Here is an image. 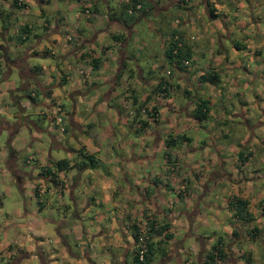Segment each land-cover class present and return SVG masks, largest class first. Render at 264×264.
I'll list each match as a JSON object with an SVG mask.
<instances>
[{
    "label": "crops",
    "instance_id": "1",
    "mask_svg": "<svg viewBox=\"0 0 264 264\" xmlns=\"http://www.w3.org/2000/svg\"><path fill=\"white\" fill-rule=\"evenodd\" d=\"M51 1L54 3L59 0H16L15 3H13V0H0V73L2 72L8 78V74L15 69L19 74L16 82L6 81L5 84L2 81L0 82V134H2L3 129L6 132L4 134V143L0 145V172L11 175L19 192L24 197H28V195L33 197L34 211L47 210V214L39 218L37 222L36 220L32 222L35 227H33L31 235L28 236L29 238L32 237L36 243L35 254L39 263L99 264L101 260L95 259L96 252L92 253L90 247L98 248L101 243L96 241L105 237L110 245L113 243L116 245L117 239L118 243L121 244L116 258L111 256L110 264H129L133 251L130 227L132 224L141 225L144 219L146 220L147 217H150L157 223L168 225L167 232H170L171 235L168 239H165L164 236L163 238L160 236L152 237V241H160L159 244H166L164 253L160 254L161 247L159 250L157 248V252L159 251L157 264H204L203 256L213 245H217L221 253L220 259L215 264H264V202H262L264 197L258 199V194L261 190L259 191L255 187L258 179L259 181L260 179L264 181V169L261 172L254 169L252 173H247L246 175L242 170V165L247 161L248 156L251 155V146L254 142H259L257 133L252 130L247 141L235 149L232 159L237 164L236 166H229V170L223 169L225 168V160L228 157L220 155L222 153L220 148L215 146L213 150L219 152V156L217 154L218 157L216 159L212 153L208 157L206 162L209 161L210 163L208 162L206 170H193V166H190L191 163H189L190 160L187 163V170L183 169L181 163L177 160L174 163L169 162L170 157L177 155L179 151L187 152L189 150V148L183 147L184 143L190 140L189 135L185 131L189 122L196 125L200 122L193 117L195 104L200 100L208 102L215 88L212 86L220 83L218 72L211 62L201 67L192 59L194 51H198L199 55L202 56L204 50L201 48L197 49L193 43V38H197L201 34H192V31H187L191 27L190 16L192 14H197L198 16L200 13H205L212 20L211 23H216L218 19L221 21L224 31L218 35V47L209 48V55L222 59L224 67L229 72L235 66L223 52L222 38L230 39V34L233 30L243 33V37L246 39H249L251 34L253 36L257 35L258 28L254 24L252 14L264 8V0H252L248 8L246 5V8L242 9L247 16L246 19L233 18L231 20L229 18L230 14H236L241 7L239 0H147L151 6V9L150 7L146 9L147 13L158 14L172 4H178L179 7L181 6L185 10L186 22L176 19V22L180 24V28L176 29L179 30L183 39L191 45V54L186 59L185 65L180 68L175 67L174 61L169 59L175 69L174 79L176 80L173 79L172 81H166L164 76L153 79L145 77L143 68L136 64V73H133L132 67L134 63L132 57L131 55L127 56L125 52L128 40L137 39V36L132 32L134 21L129 24L128 20H126L129 16L124 11V6L129 0H123V3L119 5L121 7L119 12L115 11V5H111V7L114 6L112 8L110 7L109 0H78L80 11L76 12L74 18H79L80 13L84 14L86 19L85 26L87 28L92 26L93 31L92 36H83L80 32L81 30L79 32L77 30V38L79 37L78 41L81 40V43L78 45L74 44L70 49L66 45V31L63 32V29L68 26V21L64 19V14H56L50 20L45 17L50 11V9L47 10L46 6ZM61 1L65 2L68 0ZM228 1L231 2L230 14L222 11V6H225ZM98 3L102 5V9L105 11L103 16L96 13L99 12L96 11L99 6ZM43 5L47 9H43ZM31 7H34V9L31 10ZM87 8L90 12V8H92V13L85 14L84 12ZM109 9H112V11ZM93 14L98 15V17H94ZM145 15L138 18H142ZM42 17L44 18L42 19ZM21 28L25 29V32H22ZM168 30L165 31L164 39H162L166 42L168 40L167 37L169 38ZM113 34H119L117 40L112 38ZM71 36L72 38L76 37V35ZM106 38L108 41L104 42ZM257 39L256 43L249 39L252 47L247 44H239V42L231 43V46L235 48L236 52H239L243 47L249 53L252 51L253 53H250L249 56L258 61L257 55L263 44L264 36ZM61 40L65 44L62 45ZM56 47H61L63 50V55L61 57L60 55L58 56L60 61L54 59ZM113 47H115V52H112ZM1 49H6L7 61L2 58ZM111 54L116 57L114 67L107 64L106 57ZM42 55L51 56L54 62L41 64L40 66L29 62L31 58H38ZM94 58H98L96 61L98 66L96 68H93L91 63ZM127 60L131 62L130 65L126 64ZM248 65L254 67V69L259 68V65L254 62H250ZM240 68L243 71L249 70L247 63L239 65L237 70L240 71ZM210 69L218 76L216 83H208L199 79L200 74ZM47 70L49 73H46ZM122 70L127 72L125 81H121L123 79L120 75L117 77V74ZM146 72H150V68L146 69ZM134 77L138 86L140 88L143 87L146 91L142 94L141 101L137 100L134 87L128 85L129 80H134ZM225 78L229 88L238 87L234 76H225ZM97 79L107 89H96ZM160 82L166 83L167 86L161 85V87L164 86V89L156 91L155 88ZM172 84L184 91L187 96L184 104L177 105L174 94L168 99L169 93H172ZM203 84H207L206 87H208L205 94H202L201 88ZM118 85L123 88L126 87L125 89H128L130 93L133 108L128 110L127 114L111 103L112 101L116 105L119 102L118 98H116L117 102L113 101V99L111 100L112 93ZM35 87L40 92V99H34L36 95ZM258 88L260 89L259 91H262L261 84H258ZM62 93L72 100L73 105L72 111L66 113L68 126L63 130L64 135L62 136L53 135L47 128L49 141L40 143L39 139L41 136L39 134L32 135L30 128L33 127L37 132L41 130L36 120L42 114V118L46 116L48 123L56 126L51 120L53 119L52 103H57V97L62 95ZM23 96L27 97V100L24 101L22 99ZM20 97L21 99H19ZM261 97L257 93L251 98L247 97L249 99L247 101L258 102ZM24 102L26 105H31L32 111L29 113L36 120H31L30 116L24 111L23 116L28 121V124L21 123L18 126L16 125L17 121H11L10 118H12L14 105L22 106ZM151 107H154L153 115L150 117L144 116V119L142 114H148L146 111ZM208 108L206 107V109ZM242 108V102L239 101V111H234L232 115L242 114ZM261 108H264V105H261ZM81 109H83V112L78 116ZM234 110H236V107ZM130 115L131 121L128 119ZM94 116L96 118H93ZM207 117L208 114L206 115ZM261 117L264 118L263 113ZM113 124L121 130V133L124 128L126 133L127 131L133 133L134 139L124 141L122 139L123 136H121V141L118 142L117 138L114 139L116 134L113 131ZM260 125L261 127H258L259 132L262 130L264 120ZM96 126L103 132L104 128H107V132L99 134L86 130ZM23 133H28L29 137L25 141L17 140L20 136L19 134L22 135ZM147 135L151 138V148L145 147L142 141L137 142V140ZM99 139L103 140L104 145ZM170 140L173 141L171 142ZM160 142L163 145L162 149L165 155L167 154V160H165L166 163L162 164L161 172L158 173L150 165L154 160V152L159 148ZM177 142L178 148L181 149L173 152L171 146ZM67 143L69 147H66ZM212 144H214L213 141ZM260 144L264 147L263 140H260ZM209 146L212 147V145ZM206 147L204 145L203 148ZM56 149L66 153L74 152L78 159H68V167L56 170L54 163L60 159L53 157V150ZM168 150L169 153H167ZM83 153L90 154L95 158L93 167L78 168L79 162L84 159L82 157ZM187 154L185 153V156ZM240 155L245 158L244 161H240ZM72 168H75L76 171L84 172L87 181L85 187L87 192V195H85L86 204L81 214L72 212L75 217L74 222L69 221L65 217L67 211L71 212V207L68 203L61 201V196H69L73 210L76 209V188L80 182L81 172H71ZM222 179L231 183L232 194L230 193L225 199L221 200V205H216L215 202L209 199L205 201V196L209 194L204 192H210L211 186H214ZM189 185L197 187V190L191 192ZM263 190L264 186L262 187ZM167 191L173 192L175 197H178V199L174 200L177 201L176 210H171L169 207V205L174 204V201L164 198V194ZM201 192L202 194H200ZM233 192L239 193V195ZM250 192L252 193L251 195ZM25 193L27 195H24ZM96 195L101 196L102 200H104L105 206L103 208L112 212V216L107 219V232H104V229L97 223L94 224L93 220H90L85 225L79 223L81 215L89 208L91 202L93 203ZM233 197L247 200V209L250 214L249 221L243 222L239 219L240 221L235 223L223 224L221 232H224L225 239L216 237L214 233L209 235L197 229L192 231V226L202 217L204 206L208 208L212 206L213 209L219 207L227 208L228 211H231H229L230 214L234 215L233 209L228 203ZM52 199L56 204L54 208H60L62 212L54 217L49 216L50 210L46 208ZM22 203L24 205L25 200H22ZM215 211L217 212V210ZM26 212L28 211L25 210L24 213L26 214ZM13 222L12 220L9 225L12 230L19 233V228L13 229ZM177 222L181 230L185 232V235L192 237L194 243V247L191 248L193 249L192 251L188 247L183 246L184 243L181 240L173 238V224ZM18 227H20L19 224ZM251 229L255 231H253L252 236H249L247 231ZM47 236H50L51 240L49 241L53 242V247L47 250L39 248L43 241H48ZM81 236H84V238ZM28 237L25 236L24 238L22 234L19 236L14 234L7 242V246H3L0 243V264H18V260L21 258H26V260L32 258L34 253L31 251V247H28L29 250H24L21 245L24 239L29 240ZM214 239L216 240L214 241ZM247 239L260 242L263 250L261 257H254L250 249H247L253 247L244 244ZM78 242H80L81 246L76 251L75 247H77ZM190 251L195 255V262L193 258L186 257ZM128 254L129 260L127 261ZM155 256L157 255L154 252L153 259ZM152 261L149 264H152ZM106 263V261H103V264Z\"/></svg>",
    "mask_w": 264,
    "mask_h": 264
},
{
    "label": "rangeland",
    "instance_id": "2",
    "mask_svg": "<svg viewBox=\"0 0 264 264\" xmlns=\"http://www.w3.org/2000/svg\"><path fill=\"white\" fill-rule=\"evenodd\" d=\"M241 2V7L239 10H237L236 14H230L231 13V6H230V1L226 2V5L222 6V11L225 13L230 14L229 18L230 20L233 18L236 19H246L245 13L242 11V9L247 8L249 5H251L252 0H239ZM248 1V4H247ZM110 7L111 5H115L116 12L121 11V7L119 6L121 3H123V0H109ZM264 3V2H263ZM72 4V5H69ZM80 3L78 0H68V1H55L54 3L49 2L47 4V8L45 5L42 6L43 9H47L49 11L48 15H45L47 19L50 20L51 17H54L56 14H64V19L68 21V26L63 29V32L66 31V45L67 48L70 49L74 44L78 45L81 43V40L78 41L79 37L77 38L79 30H81V34L83 36H92V26H85L86 19L84 18V14H79V18H74L76 12L80 11ZM245 4V5H244ZM98 7L96 13H99L101 16L104 14V9H102V5L98 3ZM114 7V6H112ZM111 7V8H112ZM31 10L34 9V7L30 8ZM102 9V10H100ZM92 13V8H90ZM112 11V9H109ZM193 10V9H192ZM57 11V12H56ZM126 13V12H125ZM94 17H98V15L93 14ZM185 10L179 7L178 4H172L168 6L167 9L160 11L158 14H154L152 12L147 13L144 17L136 19L133 23L132 27V32L137 36V39L133 40H128L127 45L125 46V52L128 55H131L132 61L134 63V66L132 67L133 73H136L135 71V66L138 65L140 68H143L144 72L143 75L145 77H149L151 79L155 77H160L164 76V79L166 81H172L175 77V69L171 65L170 61L168 58H166L165 55H163V50L165 47V43L169 41V38L167 37V42L162 40L164 39V33L169 27H175V28H180V24L176 22V19L183 20V22H186V16H185ZM253 19H254V24L258 28V33L257 35H250L249 39L255 41L256 43L258 41L257 38H260L261 36H264V8L260 9L259 11H256L252 14ZM44 17H42L43 19ZM185 18V19H184ZM20 19V18H19ZM190 26L187 31L191 32L192 34L197 33V35L201 34L197 38H193V43L196 46V48H201L203 49V55L200 56L198 51H194L192 54V59L193 61H196L201 67H204L207 63H212V66H215L216 71L218 72V76L220 78V83L215 87L210 98L208 99V102L206 101V107L208 108V111L206 112L208 114V117L206 119L200 120L199 124H192L189 122L187 130L185 133L189 135L190 140L186 141L183 145V147L189 148L187 152H181L179 151L177 155L170 157L169 162L171 161L174 163L176 160L179 161L182 165L183 169L187 170V163L189 161L190 166H193V170L197 171H203L204 169L206 170V166L208 165L207 159L209 156L214 154L215 158L219 156V152L214 151L213 148L214 146L217 148H220L221 154L226 158L225 160V168L223 169H228L229 166H236L237 162L233 161L232 156L234 155L233 153L235 152V149L237 147H240L243 145L247 139L250 136V132L254 130L257 133V137L259 142H254L253 145L249 146L251 149V155L248 156L247 161L242 165V170L244 174L246 175L247 173H252V170H258L259 172L264 169V147L261 146L260 140H263L264 142V125L262 126V130L259 132L258 127L260 123L264 120V118L261 117L262 113L264 115V108H261V105H264V40L263 44L260 47V52L258 53V61L254 60L253 57L249 56V54L253 53L252 51L249 53L246 48H241L239 52H236L235 48L231 46V43L239 42V44L245 45L247 44L248 46L252 47V44H250L249 39L243 37V33L236 32L235 30L232 31L230 34V39H224L222 38V49L225 55L229 58V61L235 66L233 70H230L228 72V69L224 67V61L220 58L217 59V57H213L212 55H209V48H216L218 47V35L220 32L223 33L224 28L221 23V21L218 19L216 23H211L212 20L207 17L205 13H200L198 14H192L190 16ZM95 20V19H92ZM127 20V19H126ZM29 23V22H28ZM95 25V24H94ZM188 25V24H187ZM99 27V26H97ZM95 28V27H94ZM36 29V28H34ZM190 29V30H189ZM78 30V32H77ZM83 30V31H82ZM12 32H14L13 29H11ZM34 31V30H33ZM62 32V33H63ZM41 33V31H39ZM68 35H76V37L71 36L69 38ZM75 38V40H74ZM71 40V42H69ZM77 40V41H76ZM65 41V39H64ZM108 41L106 38L104 42ZM62 45L65 44L63 40H61ZM196 43V44H195ZM95 44V43H94ZM99 45V44H98ZM112 52H115V47H113ZM56 55L54 59L57 61L60 57L63 55V50L62 48H55ZM9 55H11L9 53ZM107 58V64L110 66L114 67L115 66V61L116 57L115 55H110ZM60 61V60H59ZM30 63H34L37 65L41 64H50L53 63L54 60L52 59L51 56L49 55H42L38 58L30 59ZM254 62L257 65H259V68L254 69V67L249 66L248 63ZM247 63V67L249 70L243 71L242 68H240V71L237 70L239 68V65H245ZM127 65H130V61H126ZM136 64V65H135ZM220 64V65H219ZM150 68V72H146V69ZM46 73H49L48 70ZM53 75V73L51 72ZM126 74L127 72L125 70H122L120 72V77L123 79L121 81H125L126 79ZM8 78H6L3 73H0V82H11V81H18V71L13 69L9 74ZM5 76V77H4ZM225 76H234L237 80V88H229L227 85V81ZM135 78V77H134ZM176 80V79H174ZM222 83V84H221ZM258 84H261V89L262 91H259L260 89L258 88ZM132 87H134V93L137 96V100L141 101L142 100V94L144 93V88H140L138 84L136 83V78L133 80H129V84ZM207 84L202 85V94H205L206 90L208 87H206ZM171 91L172 93H169L168 99H170V96L174 94V97L176 99L177 105L179 104H184L187 100V96L185 95L184 91L181 90L180 88H176L174 84L171 85ZM126 87H122L121 85L116 86L114 89V92L112 93L111 100L116 101V98H118V101L116 105L113 104V106H118L121 110L125 111L127 114V111L133 108V103L131 101L130 93L128 89H125ZM98 90L102 89H107V87H104L102 82L97 79V88ZM36 95L34 96V99H40V92L37 87L34 88ZM103 90V91H104ZM221 90V91H220ZM146 92V91H145ZM250 93V95H248ZM259 94L262 96L261 98L258 99L257 101H247V97L254 96L255 94ZM91 94V93H90ZM204 97L203 95H201ZM22 99L27 100L25 96L22 97ZM58 101L57 103L61 106L62 110L60 112L61 116L64 118L63 122L61 125L65 126L67 128L68 126V121L66 118V113H70L72 111L73 105H72V100H70L67 96L60 95L57 97ZM247 102H246V101ZM252 100H254L252 98ZM239 101L242 102L243 108H242V114H238L236 116L232 115L234 111L238 112V106H239ZM126 105L124 106V104ZM55 103H52V106ZM236 107V110H234ZM43 111L44 108H42ZM31 110V105L28 104L25 108V113L30 116L29 118L31 120H36L29 112ZM83 112V109L80 110L78 113V116ZM30 114V115H29ZM43 114L40 115V118L36 120L38 122V127L41 129L39 132H37L35 129H31V134L32 135H37L39 134L41 138L39 139L42 142L49 141V136H47V131L46 129L48 128V131L51 132L53 135L56 136H62L64 135L63 131H59L57 126H54L51 123H48V119L42 118ZM150 117L147 114H142V117L145 119V117ZM7 118V117H5ZM66 118V121H65ZM93 118H96L95 116ZM8 119V118H7ZM129 121H131V115L128 118ZM11 121H14L13 118H10ZM52 120V119H51ZM48 123V124H47ZM257 125V126H256ZM114 127V133L116 134L117 141H121V136L124 141L127 139H134V134L130 133L124 128V130L121 133V130L115 127V124H113ZM57 128V130H56ZM86 130H90L91 132H97L101 134L103 130L99 129L97 126L92 127V128H87ZM2 134H0V145L1 143H4L5 140V130H2ZM27 132V131H24ZM104 132H107V128H104ZM103 132V133H104ZM20 136L17 138L19 141H25L26 138H28V133H23L22 135L19 134ZM66 135V133H65ZM80 137V135H79ZM79 140V138H77ZM100 142L104 145L103 140L99 139ZM142 141L144 143L145 147L151 148V138L149 135L145 136L144 138H141L137 140V142ZM212 141L214 144H212ZM203 142V143H202ZM206 145V148H203L204 145ZM209 145H212L209 146ZM66 147H69V144H66ZM182 147V148H183ZM163 145L160 142L159 143V148L155 150V156L154 160L151 162V168L155 169V171L158 173L161 172V167L163 163H166L165 160L167 154L165 155V152L163 151ZM171 149L174 151H178L181 148H178V142L171 146ZM23 151V150H22ZM24 153V151H23ZM169 153V150L167 151ZM185 153H188L185 156ZM218 154V156H217ZM227 155V156H226ZM170 156V155H169ZM20 157V156H19ZM53 157L55 159H61L64 158L68 161L69 160H77L78 158L76 157L75 153H66L60 149L53 150ZM165 157V158H164ZM80 163V162H79ZM210 163V162H209ZM156 164V166H155ZM70 170V169H69ZM68 170V171H69ZM229 170V169H228ZM92 171V170H91ZM71 172L75 173H80V182L76 188L77 194L75 196V201H76V209L73 210L72 208V203L70 202L69 196L63 195L61 196V201L66 202L69 204L71 207V212H66L65 217L69 220L74 222L75 217L73 216L72 212H78L82 213V209L85 207L86 201H85V195H87L86 192V177L85 173L82 171H76L75 168H72ZM263 177V176H262ZM264 186V181L258 179V182H256L255 187L257 190H261L258 194V199L264 197V190L262 191V187ZM28 189V188H27ZM189 190L191 192H194L197 190V187L189 185ZM232 187L231 183L228 180L222 179L219 180L214 186H211V191L207 192L205 191L204 193L209 194L208 196H205V201L211 200L212 202H215L216 205H221V200L225 199L227 195L231 193ZM202 191V189H201ZM242 191V190H241ZM235 193V192H233ZM202 194V192L200 193ZM232 194V193H231ZM236 195H239V193H235ZM252 193L250 192V195ZM24 195H27L26 193ZM199 196V195H198ZM197 196V197H198ZM196 197V198H197ZM208 197V198H207ZM165 199L169 200H176L178 197H175L174 193L171 191H167L164 194ZM51 199V198H50ZM22 200H25V203L23 205ZM89 201V200H88ZM110 203L109 201H107ZM163 202V201H162ZM164 203V202H163ZM177 201H174V204L169 205L170 209L176 210V205ZM54 200H50L49 204L47 205V209L49 211V216L54 217L56 214L62 213L60 208H54ZM34 199L33 197H28L23 196L21 194L16 186V183L14 182V179L11 177V175L5 173V172H0V243L3 246H7V242L14 236V234H17L18 236L22 234L25 238V236L31 235L30 233L35 227L32 222L41 218L45 214H47V210L39 211L36 212L34 211ZM104 200H102L101 196L96 195V198L93 200V203L91 202L89 208H87L84 213L81 215V220H79L80 224H87L90 220H93L95 223L98 224L100 227L104 229V232H107L108 230V225H107V219L112 216V212H109L105 208ZM26 214L24 213V211ZM217 210V212L215 211ZM59 211V212H58ZM202 217L195 222V224L192 226V231L194 230H199L200 232H203L205 234H211L214 233L216 234V237H222L224 238V232H221L223 230L222 225L223 224H228V223H235L237 221H240L237 219L232 213L227 210V208H216L213 209L211 206L208 208L207 206H204L202 209ZM24 213V214H23ZM213 213V214H212ZM75 215V214H74ZM47 216V215H46ZM250 216V214H249ZM36 217V218H35ZM217 219V220H216ZM13 222V229L19 228V233L15 232V230H12V227L9 225L11 221ZM143 220V219H142ZM100 222V224H99ZM145 222V219H144ZM18 224L20 227H18ZM30 224V225H29ZM177 225V226H176ZM179 223L173 224V238L175 240H181L184 244L183 246L188 247L189 250L192 247H194L193 239L192 237L186 236L185 232L181 230V228L178 226ZM37 228V227H36ZM52 228V227H51ZM50 231V229H49ZM52 232V231H51ZM50 234V232H48ZM123 236H125L123 234ZM84 238V236H81ZM29 238V237H28ZM48 241H43L40 245L39 248L47 250L50 247H53V242L51 243L50 236L48 237ZM116 239V238H115ZM216 239H214L215 241ZM213 241V239H212ZM97 243L100 242L101 246L98 248H93L90 247V251L92 253H95V259L101 260L99 264H103V261H106V264H110L109 260L111 259V256H114L116 258V255L118 253V248L121 244H119L118 239H117V244L115 245L114 243L112 245L108 244L107 238L103 237L102 239H99L96 241ZM245 245H251L253 246L252 248H247L250 249L251 254L254 257H261L263 255V250L262 246L260 245L259 241H254L252 239H247L246 242H244ZM23 249L24 250H29L28 247H31L32 253V258H29L26 260V258H21L18 260V264H40L37 256L35 254L37 246L32 237L29 238V240L24 239L22 241ZM71 245V243H70ZM153 245L155 246V242H153ZM49 246V247H48ZM81 244L78 242L77 247H75V250L78 251V247H80ZM164 246H166L165 243H156V248L161 247V251L159 252L164 253ZM189 252L186 257L193 258V261L195 262V255L193 252ZM158 252L157 250L155 251L156 255L155 258L152 261V264H157L158 260ZM29 253V252H28ZM15 256V255H14ZM4 259V258H2ZM127 261L129 260V254L127 255ZM13 260V259H12Z\"/></svg>",
    "mask_w": 264,
    "mask_h": 264
},
{
    "label": "trees",
    "instance_id": "3",
    "mask_svg": "<svg viewBox=\"0 0 264 264\" xmlns=\"http://www.w3.org/2000/svg\"><path fill=\"white\" fill-rule=\"evenodd\" d=\"M16 0H13V3H15ZM138 5V6H137ZM16 6V5H15ZM151 6L147 2V0H129L128 3L124 6V11L127 13L128 17V23L131 24L133 21H135L139 16H143L147 13V10ZM129 10V12H128ZM22 32H25V29L21 28ZM168 36L169 41L167 42L164 50V55L166 58L174 61L175 67L180 68L181 66L185 65L187 62V58L190 56L191 52V45L188 44L182 37L181 33L178 29L175 27H171L168 30ZM119 37V34L112 35V38L117 40ZM98 58H94L92 60V67L96 68L98 64L96 61ZM124 65V64H122ZM120 73L117 74V77H119ZM199 79L202 81H206L208 83H216L218 76L215 72H213L211 69L206 70L202 74L199 75ZM161 85L167 86L166 83H159L157 85V88H155L156 91H162L164 89V86L161 87ZM206 101L200 100L195 104L194 110H193V117L197 120H202L207 115L206 109ZM154 111V107L148 109L146 113L147 115L152 116ZM63 117H61V122H63ZM64 125V124H63ZM63 130H65V126H63ZM171 142L173 140H170ZM241 154V152H240ZM82 157L84 158L79 164L78 168H85V167H93L95 163V158L90 154H82ZM240 161H244V157H239ZM68 161L64 158L57 160L54 163V168L56 170H61L66 167H68ZM264 202V199L262 200ZM229 205L233 209L234 215L241 219L243 222H247L250 219L249 212L247 209V200L244 198H238L233 197L229 200ZM144 224V229L139 224H132L130 229V235L133 239V251L132 256L130 259L129 264H149L150 261L153 259V254L157 250L156 246L153 245L152 237L160 236L161 238L168 239L170 238V232L168 231V225L163 223H157L154 221L153 218L147 217ZM253 229L250 231H247V234L249 236L253 235ZM141 234L145 237V245H146V251L143 254V257L141 260L138 259L137 256V248H138V235ZM160 242V241H159ZM159 242H155L159 243ZM221 257L220 250L218 249L217 245H213L211 249L203 256V263L204 264H215L216 261H218Z\"/></svg>",
    "mask_w": 264,
    "mask_h": 264
},
{
    "label": "built area",
    "instance_id": "4",
    "mask_svg": "<svg viewBox=\"0 0 264 264\" xmlns=\"http://www.w3.org/2000/svg\"><path fill=\"white\" fill-rule=\"evenodd\" d=\"M138 6V5H137ZM129 12V10H128ZM85 14H89V10L88 8L85 9ZM69 36V35H68ZM70 38V36H69ZM62 108L61 106L58 104V103H55L53 105V119H52V122H54V124L57 126V128L60 130V131H63V125H61V112ZM142 228L144 229V224L142 223L141 224ZM137 240H138V248H137V256H138V259L141 260L142 257H143V254L144 252L146 251V245H145V237L141 234L138 235L137 237Z\"/></svg>",
    "mask_w": 264,
    "mask_h": 264
},
{
    "label": "water",
    "instance_id": "5",
    "mask_svg": "<svg viewBox=\"0 0 264 264\" xmlns=\"http://www.w3.org/2000/svg\"><path fill=\"white\" fill-rule=\"evenodd\" d=\"M5 51H6V49H1L3 60H4V61H7V60H8V57H7L6 53H5ZM26 98H27V97H26ZM19 99H21V97H20ZM15 106H16L18 109H20V110H18V113L23 112V111L25 110V108H26L25 105L20 106V105H18V104H15ZM15 119H19V115H16V116H15ZM20 121H21V120H20ZM23 122H24L25 124H28V121H26V120H24ZM20 124H21V122L18 124V126H20Z\"/></svg>",
    "mask_w": 264,
    "mask_h": 264
},
{
    "label": "flooded vegetation",
    "instance_id": "6",
    "mask_svg": "<svg viewBox=\"0 0 264 264\" xmlns=\"http://www.w3.org/2000/svg\"><path fill=\"white\" fill-rule=\"evenodd\" d=\"M8 64V63H7ZM16 103V102H15ZM23 105H25V106H27L26 104H25V102H24V104ZM18 110H20V109H18L15 105H14V108H13V112H12V118L14 119V121H17L16 122V125H18L20 122L21 123H24L23 121L25 120L24 119V116H23V112L25 111H23V112H20V113H18ZM16 115H19V119H15V116ZM21 120V121H20Z\"/></svg>",
    "mask_w": 264,
    "mask_h": 264
}]
</instances>
